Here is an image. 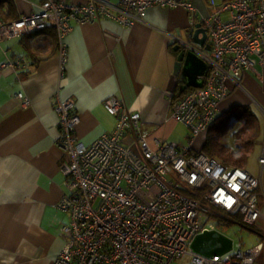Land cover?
Here are the masks:
<instances>
[{
	"label": "built area",
	"instance_id": "1",
	"mask_svg": "<svg viewBox=\"0 0 264 264\" xmlns=\"http://www.w3.org/2000/svg\"><path fill=\"white\" fill-rule=\"evenodd\" d=\"M153 5L183 7L189 28L201 23L210 46L200 52L209 65L204 84L170 98V116L188 131L186 146L156 138L152 149L139 113L115 96L103 101L114 116L113 128L84 144L76 136L80 116L73 98L56 96V145L64 153L60 170L66 188L57 206L69 220L60 227L64 245L52 264H256L262 235L247 249L233 241L230 251L211 257L191 250L195 234L222 232L218 227L235 223V216L249 226L264 222L257 203L260 178L194 149L192 141L214 123L219 104L247 71H264V0H207L205 13L188 0H43L38 12L9 21L0 16V38L53 28L61 71L72 22L108 17L130 26L143 21ZM16 97L29 104L24 93ZM259 163L262 167L263 156Z\"/></svg>",
	"mask_w": 264,
	"mask_h": 264
},
{
	"label": "crops",
	"instance_id": "2",
	"mask_svg": "<svg viewBox=\"0 0 264 264\" xmlns=\"http://www.w3.org/2000/svg\"><path fill=\"white\" fill-rule=\"evenodd\" d=\"M42 1L0 0V16L9 21L38 12ZM188 1L207 12V0ZM188 26L183 7L159 5L149 7L143 21L130 26L108 17L72 22L61 71L53 28L0 38V264H52L64 245L60 227L69 214L57 206L66 188L60 170L64 153L56 145L60 132L53 106L56 96L73 98L80 116L76 136L84 144L113 128L114 116L103 101L115 96L139 113L152 149L156 138L186 146L188 131L170 116V98L201 87L209 70L200 54L209 49L193 44L200 61H196L200 69L194 85L174 74L173 46L187 38ZM7 62L10 65L4 67ZM256 71H247L241 85L231 87L217 117L236 106L254 115L249 123L231 120L220 142L232 159L260 178L257 203L264 215V164L259 163L264 157V71ZM18 92L28 97V105L20 103ZM210 127L193 139L194 149H203ZM256 229L255 243L264 236L261 219ZM255 263L264 264V249Z\"/></svg>",
	"mask_w": 264,
	"mask_h": 264
},
{
	"label": "water",
	"instance_id": "3",
	"mask_svg": "<svg viewBox=\"0 0 264 264\" xmlns=\"http://www.w3.org/2000/svg\"><path fill=\"white\" fill-rule=\"evenodd\" d=\"M206 40V30L198 22L194 25V28L188 26L187 38H182L173 46L174 51H176L174 74H180L182 79L185 77L190 86L194 85L200 69L199 65L196 64V61H200L195 58L193 44L205 46L206 49H209L210 46L206 43ZM232 243L233 240L230 236L216 229H205L193 236L190 248L195 253L211 257L230 251Z\"/></svg>",
	"mask_w": 264,
	"mask_h": 264
},
{
	"label": "trees",
	"instance_id": "4",
	"mask_svg": "<svg viewBox=\"0 0 264 264\" xmlns=\"http://www.w3.org/2000/svg\"><path fill=\"white\" fill-rule=\"evenodd\" d=\"M175 97L177 96H173V98ZM253 118V113L248 108L242 106L233 107L230 111L219 115L211 125L206 142L201 150L207 155L218 158L223 163L241 166L239 160L231 158L228 148L220 142V137L228 131L231 120L244 119L246 123H249ZM234 219L244 226H249L242 221L240 216H235ZM229 223L226 221V225Z\"/></svg>",
	"mask_w": 264,
	"mask_h": 264
},
{
	"label": "rangeland",
	"instance_id": "5",
	"mask_svg": "<svg viewBox=\"0 0 264 264\" xmlns=\"http://www.w3.org/2000/svg\"><path fill=\"white\" fill-rule=\"evenodd\" d=\"M127 141L129 142L130 138H127ZM131 147L133 151H137L133 144H131ZM257 225L258 223L255 226H244L239 221H236L235 223L230 222L226 226H219L218 229L229 235L233 239L235 246H237L240 242L243 244L244 249H247L257 243H255V233L257 232Z\"/></svg>",
	"mask_w": 264,
	"mask_h": 264
},
{
	"label": "snow or ice",
	"instance_id": "6",
	"mask_svg": "<svg viewBox=\"0 0 264 264\" xmlns=\"http://www.w3.org/2000/svg\"><path fill=\"white\" fill-rule=\"evenodd\" d=\"M230 202V201H229Z\"/></svg>",
	"mask_w": 264,
	"mask_h": 264
}]
</instances>
